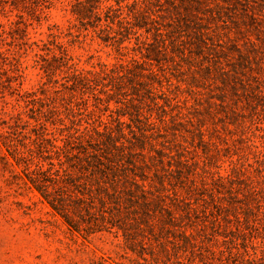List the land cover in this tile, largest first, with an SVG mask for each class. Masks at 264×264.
<instances>
[{
    "label": "rangeland",
    "instance_id": "rangeland-1",
    "mask_svg": "<svg viewBox=\"0 0 264 264\" xmlns=\"http://www.w3.org/2000/svg\"><path fill=\"white\" fill-rule=\"evenodd\" d=\"M0 264H264V0H0Z\"/></svg>",
    "mask_w": 264,
    "mask_h": 264
}]
</instances>
